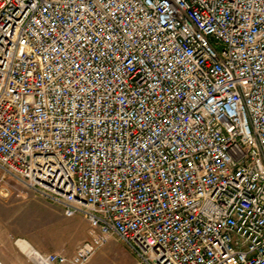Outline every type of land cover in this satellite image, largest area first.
Instances as JSON below:
<instances>
[{"label": "built area", "instance_id": "2783aa9c", "mask_svg": "<svg viewBox=\"0 0 264 264\" xmlns=\"http://www.w3.org/2000/svg\"><path fill=\"white\" fill-rule=\"evenodd\" d=\"M70 218L86 264H264V0H0V199Z\"/></svg>", "mask_w": 264, "mask_h": 264}, {"label": "rangeland", "instance_id": "374dc122", "mask_svg": "<svg viewBox=\"0 0 264 264\" xmlns=\"http://www.w3.org/2000/svg\"><path fill=\"white\" fill-rule=\"evenodd\" d=\"M12 193L0 199L1 264H35L22 253L18 240L26 241L38 253H61L70 257L81 238L86 221L81 215L64 217L54 206L32 191L11 184ZM83 241V242H84ZM137 258L116 239H110L86 264H137Z\"/></svg>", "mask_w": 264, "mask_h": 264}, {"label": "bare ground", "instance_id": "6f19581e", "mask_svg": "<svg viewBox=\"0 0 264 264\" xmlns=\"http://www.w3.org/2000/svg\"><path fill=\"white\" fill-rule=\"evenodd\" d=\"M17 243L19 244L20 249L26 256H28L32 260H35V251L31 248L28 243H26L25 241H18Z\"/></svg>", "mask_w": 264, "mask_h": 264}, {"label": "crops", "instance_id": "0c3cea01", "mask_svg": "<svg viewBox=\"0 0 264 264\" xmlns=\"http://www.w3.org/2000/svg\"><path fill=\"white\" fill-rule=\"evenodd\" d=\"M88 232V224L86 223V226H84V231H83V234H82V236H83V238L85 239L86 237H87V233ZM81 240V238L75 243V245L71 248L72 250H75V248L78 246V245H80L81 243H83V241L84 240H82V241H80ZM18 241H23V240H18ZM17 241V242H18ZM26 242V241H25ZM27 243V242H26ZM17 245H18V247H19V249H20V246H19V244L17 243ZM20 251L22 252V250L20 249ZM23 253V252H22ZM0 264H1V262H0Z\"/></svg>", "mask_w": 264, "mask_h": 264}]
</instances>
